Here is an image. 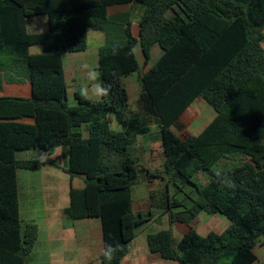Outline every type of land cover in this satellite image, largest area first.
<instances>
[{"label":"trees","instance_id":"1","mask_svg":"<svg viewBox=\"0 0 264 264\" xmlns=\"http://www.w3.org/2000/svg\"><path fill=\"white\" fill-rule=\"evenodd\" d=\"M130 4L144 7L138 38L128 19L109 16ZM39 17L48 20L44 33L33 31ZM263 31L264 0H0V264H26L33 251L38 227L23 224L19 173L59 168L38 159L58 148L68 151L64 172L85 182L72 187L65 216L99 218L101 264H122L152 219L133 210L140 175L153 177L131 148L153 124L161 129L171 223L191 227L202 214H220L230 226L206 236L191 228L177 246L160 231L148 237L151 253L179 264H256L264 245ZM90 32L106 37L97 69L103 99L77 94L71 106L63 54L86 52ZM34 46L42 52L32 54ZM138 46L145 66L155 46L163 51L148 72ZM134 73L142 74V115L130 112L124 83ZM198 99L217 117L197 136L180 135V118ZM234 156L239 164L220 168ZM171 185L189 192L171 197Z\"/></svg>","mask_w":264,"mask_h":264},{"label":"crops","instance_id":"2","mask_svg":"<svg viewBox=\"0 0 264 264\" xmlns=\"http://www.w3.org/2000/svg\"><path fill=\"white\" fill-rule=\"evenodd\" d=\"M140 6L141 5L138 4L114 6L109 9V16L112 20L119 23H124L126 19H128L132 24L133 36L138 38L140 33L139 24L144 14V8ZM32 25L33 31L37 33H44L48 30V20L45 17L44 19L41 17L34 19ZM105 43L106 37L104 34L90 32L88 37V49L86 52L82 53L84 55L91 54L90 56L86 57L83 55L84 57L82 58L77 57V54H63L66 81L71 77V81L76 83L75 87L77 89V91H74L72 98L69 96L71 106L77 104V94L93 102L102 101L103 94L100 74L97 69L99 65V49L104 46ZM91 60L92 62L94 61V63L91 68H87V64H89ZM83 63L85 68H81ZM151 67L152 66L149 64L148 66H144L142 70L143 72H148ZM14 76L17 77V74H14ZM141 77V73H134L127 77L124 83L130 95V112L142 115L143 109L140 104V98L143 95V84ZM81 89L85 90L84 95L80 93ZM199 100L200 99L196 102ZM181 118L179 124H182ZM213 120L202 126L196 123L192 124L191 127L193 132L190 133L189 136L199 135ZM152 131L155 133H152ZM152 134V139L157 143L156 145H154V143L151 144L148 140L149 135ZM62 149L65 157L64 164H59L57 161L49 159L56 162L59 168L45 166L36 172L26 173L22 178L19 173L20 210L23 224H34L38 227V240L32 253L27 258L26 264H101L100 259L106 252L101 220L99 218H89L72 221L64 214V211L70 206V192L72 187L78 190L83 189L85 187V182L84 178L81 176L72 178L64 172V169L68 166V151L67 149ZM131 152L134 159L138 161L140 167L151 173L153 177L150 178L147 174L143 173L147 176L145 182L147 183L150 196L154 199L151 208H154L155 205L159 209H167L166 191L165 197H162V206L159 205L155 199L158 187L161 186L167 190L168 182L165 173L166 157L160 126L153 124L150 127L149 134L138 136L135 144L132 146ZM43 177L47 179V181H42L41 179H43ZM134 207L135 202L133 196V210L135 212ZM150 213L152 212H138L136 214L148 216ZM200 218L201 216L193 223V225H195L194 227H188L190 229L193 228L202 236L215 232V230L206 229H203L201 232V230H199L201 227ZM153 220L154 216L152 213V219L147 224L151 223ZM174 225L175 228H173V231L176 237L175 239L173 237V240L175 246H177L190 229L187 233H184L183 230L177 228L178 225L184 224L175 223ZM229 226L230 222L228 227ZM160 231L163 230H156L152 234ZM258 247H264V245H259ZM255 254L258 258L256 264H264V254L259 256L256 251ZM170 262L174 261H166L160 254L151 253L147 239H142L139 242V237L136 235L129 246L128 255L123 260L122 264H170Z\"/></svg>","mask_w":264,"mask_h":264},{"label":"rangeland","instance_id":"3","mask_svg":"<svg viewBox=\"0 0 264 264\" xmlns=\"http://www.w3.org/2000/svg\"><path fill=\"white\" fill-rule=\"evenodd\" d=\"M41 18L44 19V17H41ZM41 51H42V48L40 46H34L31 48V53L34 55L41 53ZM135 53H136L137 59L140 63V66L143 69L145 66V64H144L145 58L143 56V53H142L140 46H138L135 49ZM162 54H163L162 49L159 46H155L152 50L150 65L153 66L161 58ZM83 55L84 54H82V53L77 54V57H82V58L84 56L88 57L91 54H85L84 56ZM93 63H94V61L92 62V60H91L89 62V64H87V68H91ZM71 66H73V65H71ZM81 68H85L84 63H83V65H81ZM26 72L27 71H25V70H22L19 72V74H20L19 76L21 77L22 80H25ZM67 83L69 85L68 93H69V96L72 98L74 91H77V89L75 87L76 83L75 82L73 83L71 81V77H69L67 79ZM80 93L84 95L85 90L81 89ZM216 116H217L216 112L211 107H209L202 99H200L198 102H195L190 107V109L188 110V112L185 115L182 116V118H181L182 124L178 125L179 133H180V135H183V136L184 135L185 136L190 135V133L193 132V129L191 127L192 124L196 123L197 125L202 126L203 124H206V123L210 122L211 120H213ZM112 130L115 132L120 131V129L117 125H113ZM81 132H82L84 138L88 137V133H87L85 128H83L81 130ZM152 133H155V132L152 131ZM152 137H153V134L149 135L148 140L151 144L154 143V145H156L157 143L154 142V139H152ZM62 151H63L62 148H58L51 155H48V154H41L40 156L38 155V159L42 162H45L48 159H53V160L57 161L59 164H64L65 157H64V154ZM33 156L28 155V156H24L23 158H31ZM240 162L241 161L237 157L234 156L230 160L223 162L220 168L228 169V168H231L235 164H239ZM26 173H29V172H20V175H21L20 177L22 178V176L25 175ZM140 176H141L140 184L134 186V188H133V196H134V202H135L134 209H135L136 213H138V212L147 213L148 211H151L153 213L154 220L151 223L144 226L143 228H141L137 232V236L139 237V242L142 239L143 240L147 239V243H148L147 237L150 236L152 233H154L156 230L169 231L173 234V237L175 239L176 236H175L174 231H173V228H175V225L172 224L170 219H169V214H170L169 211L167 209H159L155 205H154V208H151L152 202L154 199L150 196V193H149V190L147 187V183L145 182V179H147V176L144 174H141ZM41 180L47 181V179H44V177ZM202 182H206V179L204 177L202 178ZM179 187H181V186L179 185ZM165 191H166L165 188L160 186V187H158V190L156 192L157 193V196L155 198L156 202L159 203V205H161V206H162V197L163 196L165 197ZM188 192H189V189H186L183 192H179L175 186L171 185V187H170L171 197H173V196H175V194H177V198H179L180 200H183L185 198V195ZM200 222H201V227L199 230H201V232L203 229H206V230H215V232H217V233H223L227 230V227L229 225V221L226 218H224V216H222L220 214H214V215L202 214L201 218H200ZM194 226L195 225L192 224V227H194ZM177 228L183 230L184 233H187L190 229L188 226H185V225H178ZM255 251L257 252V254L259 256H261L264 254V247H257L255 249ZM170 264H179V263L178 262H170Z\"/></svg>","mask_w":264,"mask_h":264}]
</instances>
